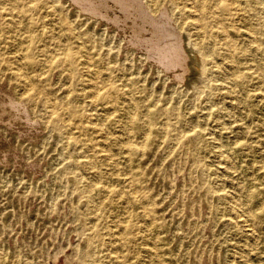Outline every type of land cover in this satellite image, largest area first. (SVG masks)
Returning <instances> with one entry per match:
<instances>
[{
  "label": "rangeland",
  "instance_id": "374dc122",
  "mask_svg": "<svg viewBox=\"0 0 264 264\" xmlns=\"http://www.w3.org/2000/svg\"><path fill=\"white\" fill-rule=\"evenodd\" d=\"M96 1L0 0V264H264V0Z\"/></svg>",
  "mask_w": 264,
  "mask_h": 264
},
{
  "label": "bare ground",
  "instance_id": "6f19581e",
  "mask_svg": "<svg viewBox=\"0 0 264 264\" xmlns=\"http://www.w3.org/2000/svg\"><path fill=\"white\" fill-rule=\"evenodd\" d=\"M96 1V0H95ZM107 1V0H106ZM116 3H118L120 6H121V9H123L124 10V12H125V14L126 15H128V14H130V12H131V10L133 9H135L136 11H137V13L139 14V15H142L143 17H147L146 16V11H145V8H144V6L142 5V3H141V0H114ZM52 2V1H51ZM97 2V1H96ZM153 2V1H152ZM99 3V2H98ZM193 3V2H192ZM95 4V3H94ZM93 4V5H94ZM98 5V4H97ZM194 5V4H193ZM195 6V5H194ZM103 8V7H102ZM105 8V7H104ZM195 9V8H194ZM18 10H20V9H18ZM94 10V9H93ZM196 10V9H195ZM115 11V10H114ZM107 12V11H106ZM118 14V13H117ZM150 15V14H149ZM109 16V15H108ZM151 16V15H150ZM123 18V17H122ZM217 18V17H216ZM147 19V18H146ZM186 19V18H185ZM155 20V19H154ZM17 21V20H16ZM200 21V20H199ZM8 23V22H7ZM145 23V22H144ZM118 24V23H117ZM148 24V23H147ZM201 26V25H200ZM58 27V26H57ZM132 27V26H131ZM169 27V26H168ZM18 29V28H17ZM172 29V28H171ZM140 30V29H139ZM165 30V29H164ZM164 30H162V31H160V30H156L155 31V33H156V37H157V40L154 42V45H157V46H159L160 44H159V41H162L161 39V36L162 37H167L168 35H170V34H168V32H166V31H164ZM170 30V29H169ZM147 32V31H146ZM178 34V33H177ZM176 34V35H177ZM137 35V34H136ZM145 35V34H144ZM12 36V35H11ZM172 36V35H171ZM169 37V36H168ZM226 37V36H225ZM257 37V36H256ZM170 38V37H169ZM254 38V37H253ZM142 40V39H141ZM173 40H175V39H173ZM256 40V39H255ZM164 41V40H163ZM21 42V41H20ZM137 42V41H136ZM53 43V42H52ZM56 43V42H55ZM187 43V42H186ZM259 43V42H258ZM13 45V44H12ZM17 48V47H16ZM171 48V46L170 45H168V47L167 48H165V50H169ZM207 48V47H206ZM108 50V49H107ZM47 52V51H46ZM90 53V52H89ZM15 55V54H14ZM165 58H166V60H167V62H172V61H175V59H173L171 56H169V54L168 53H165ZM53 57H54V55H53ZM52 57V58H53ZM65 57V56H64ZM91 58V57H90ZM197 59H198V61H200V65H199V73H200V75L201 76H206L207 75V73H209V71H208V69H207V67H206V60H207V54H206V52H201L199 55H197ZM52 60V59H51ZM86 62V61H85ZM19 65V64H18ZM19 67V66H18ZM213 71V70H212ZM219 71V70H218ZM215 72V71H214ZM227 74V73H226ZM98 75V74H97ZM99 76V75H98ZM26 78V77H25ZM95 78H97V77H95ZM30 82V81H29ZM97 82V81H96ZM127 83V82H126ZM29 84V83H28ZM209 84V83H208ZM103 85V84H102ZM106 85V84H105ZM25 86H27V85H25ZM104 86V85H103ZM25 88V87H24ZM96 88H98V86L96 85ZM234 88V87H233ZM26 89V88H25ZM92 91V90H91ZM97 91V90H96ZM95 91V92H96ZM95 97V96H94ZM96 100V99H95ZM96 102V101H95ZM82 104V103H81ZM94 104V103H93ZM33 105V104H32ZM88 106V105H87ZM95 108V107H94ZM73 110V109H72ZM101 110V109H100ZM74 112H78V111H76V110H74ZM217 112V111H216ZM166 115V114H165ZM230 115V114H229ZM47 116V115H46ZM220 117V116H219ZM218 117V118H219ZM67 118V117H66ZM129 118V117H128ZM130 119V118H129ZM148 119V118H147ZM171 119V118H170ZM73 121V120H72ZM103 121V120H102ZM130 122V121H129ZM54 123L57 125V128L58 129H60L61 130V128H60V125H59V123L57 122V121H54ZM131 123V122H130ZM226 124V123H225ZM76 126V125H75ZM107 127V126H106ZM72 128V127H71ZM213 129V128H212ZM72 130V129H71ZM211 131V130H210ZM145 132V131H144ZM70 133H71V131H70ZM103 133H107V132H103ZM104 134V135H105ZM146 134V133H145ZM164 135V134H163ZM68 138V137H67ZM217 138V137H216ZM83 139V138H82ZM219 139V138H218ZM220 140V139H219ZM75 142V141H74ZM73 146H74V144H73ZM111 146V145H110ZM80 147V146H79ZM174 147V146H173ZM90 148V147H89ZM215 148V147H214ZM91 150H92V148H90ZM75 150V149H74ZM113 150V149H112ZM221 150V149H220ZM126 151V150H125ZM171 151V150H170ZM89 154V153H88ZM86 157H87V155H86ZM219 158H221L220 157V155H219ZM231 158V157H230ZM117 159V158H116ZM76 160V159H75ZM95 160V159H94ZM223 160H225V159H223ZM117 161V160H116ZM229 161V160H228ZM234 161V160H233ZM219 162V161H218ZM222 162V161H221ZM232 162V161H231ZM235 162V161H234ZM233 162V163H234ZM118 163V162H117ZM78 164V163H77ZM95 164H96V162H95ZM226 164V163H225ZM229 164V163H228ZM227 164V165H228ZM118 165V164H117ZM232 165V164H231ZM235 165V164H234ZM68 166V165H67ZM78 166V165H77ZM230 166V165H229ZM231 167V166H230ZM232 167H233V165H232ZM234 167H236V166H234ZM233 167V168H234ZM232 169V168H231ZM81 170V169H80ZM217 172V171H216ZM71 173V172H70ZM90 177V176H89ZM220 178H221V176H219ZM76 178V177H75ZM88 179V178H87ZM132 179V178H131ZM223 179V178H222ZM78 181V180H77ZM232 184V183H231ZM77 188H79V189H81L82 191H86L89 195H90V193L87 191V187H88V185H84L83 187H78V186H76ZM91 187H89V189H90ZM135 188V187H134ZM225 188V187H224ZM92 190V189H91ZM135 192V191H134ZM86 193V194H87ZM135 194V193H134ZM230 194H231V192H230ZM93 196V195H92ZM140 196V195H139ZM232 196V195H231ZM90 197V196H89ZM232 199V198H231ZM236 199H238V197H236L235 198V200ZM234 201V200H233ZM238 201V200H237ZM127 202V201H126ZM235 202V201H234ZM92 203V202H91ZM132 203V202H131ZM130 203V204H131ZM233 203V202H232ZM236 203V202H235ZM239 203V202H238ZM238 205V204H237ZM238 207H240L239 205H238ZM76 209V208H75ZM234 209V208H233ZM95 210V209H94ZM230 210V209H229ZM233 211H235V210H233ZM232 211V212H233ZM237 211V210H236ZM240 211V210H239ZM241 212V211H240ZM83 213V212H82ZM234 213V212H233ZM237 213H238V211H237ZM84 215V214H83ZM88 216V215H87ZM235 216H237L236 214H235ZM236 219H238V220H241V219H243V218H240V217H236ZM244 220H247L246 218L244 219ZM242 222H243V220H241ZM117 222V221H116ZM248 221H246L245 223H247ZM236 223V222H235ZM239 223V222H238ZM251 222H250V220H249V224H250ZM240 225V224H239ZM251 225H253V224H250V226ZM123 226H125V225H123ZM142 226V225H141ZM249 226V225H248ZM248 226H246V224H245V227H247L248 228ZM113 227V226H112ZM145 229V228H144ZM254 229V228H253ZM146 230V229H145ZM148 230V229H147ZM146 230V231H147ZM255 230V229H254ZM134 231V230H133ZM258 232V231H257ZM93 233V232H92ZM111 233V232H110ZM255 235V234H254ZM255 237H257V236H255ZM257 239V238H256ZM91 240V239H90ZM93 240V239H92ZM148 241V240H147ZM93 242V241H92ZM99 242V241H98ZM87 243V242H86ZM94 243H96V242H94ZM147 243V242H146ZM97 244V243H96ZM109 244V243H108ZM150 244V243H149ZM93 246V245H92ZM96 246V245H95ZM153 247V246H152ZM95 248V247H94ZM90 251V250H89ZM94 251V250H93ZM150 251V250H149ZM122 253V252H121ZM147 253V252H146ZM93 254V253H92ZM91 254V255H92ZM150 254V253H149ZM87 255V254H86ZM91 257V256H90ZM232 257H234V255L232 256ZM95 258V257H94ZM160 262V261H159ZM108 264V263H107Z\"/></svg>",
  "mask_w": 264,
  "mask_h": 264
}]
</instances>
